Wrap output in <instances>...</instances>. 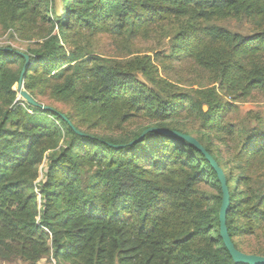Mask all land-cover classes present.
<instances>
[{
  "label": "trees",
  "instance_id": "trees-1",
  "mask_svg": "<svg viewBox=\"0 0 264 264\" xmlns=\"http://www.w3.org/2000/svg\"><path fill=\"white\" fill-rule=\"evenodd\" d=\"M30 2L44 7L43 19L53 24L24 52L31 58L24 87L40 102L39 84L55 79L51 94L72 107L49 104L51 111L17 100L26 58L0 46V264H243L220 235L217 172L175 135L152 132L130 145L152 126L195 136L228 172L229 234L238 249L264 255L244 250L239 239L264 229V190L256 194L247 174L264 158V123L229 121L231 103L216 86L180 91L155 74L147 57L118 65L63 44L76 27L114 25L121 33L188 13H245L261 26L251 36L191 27L180 43L223 92L245 98L264 91V0H63L64 16L54 19L49 0H0V23L23 19ZM211 134L234 142L231 163L215 152ZM46 158L47 178L39 184ZM203 181L219 189L213 200L202 193Z\"/></svg>",
  "mask_w": 264,
  "mask_h": 264
},
{
  "label": "rangeland",
  "instance_id": "rangeland-1",
  "mask_svg": "<svg viewBox=\"0 0 264 264\" xmlns=\"http://www.w3.org/2000/svg\"><path fill=\"white\" fill-rule=\"evenodd\" d=\"M51 6L56 9L50 14L64 16L65 6L63 0H49ZM28 10L23 19L8 20L0 23V46L12 47L13 49L26 52L29 48L37 46L42 39L47 38L52 31V24L49 20L43 19L45 8H34ZM264 18V14H262ZM53 22V21H52ZM217 26L225 28L232 33L244 36H251L258 32L261 27L257 18L248 14H212L209 17L196 14H186L179 18L162 19L158 24H150L147 28L130 29L125 28L121 33L117 32L114 25L95 28L76 27L68 31V36L63 44L68 52L77 51L85 55L87 59L91 55L101 58L102 62L112 64H125L135 57H147L155 69V74L166 79L169 83L176 85L180 91L206 89L216 86L220 91V97L226 103H231L226 112V118L237 124L258 126L264 123V91H256L251 96L241 97L237 94L231 95L223 92L221 85L210 72L187 52L181 51L180 43L186 42L187 29L191 27L207 28ZM57 27L53 31H57ZM219 48L214 45V51ZM263 54V53H262ZM264 57V55H263ZM255 61L257 58H253ZM91 64V63H90ZM121 65V66H122ZM41 78H38V80ZM55 79L49 78L47 84H39L37 99L44 105H54L65 112L71 110V104L57 100L51 94V84ZM26 88V87H25ZM50 106V105H49ZM207 109V106L204 107ZM187 129L196 127L191 122H185ZM86 129V126H82ZM100 132L99 129L90 130ZM100 133H106L101 131ZM215 152L224 160V163H231L233 154L237 151L234 142L216 137L211 134ZM48 155V154H47ZM49 160L46 158L40 166L39 177L36 181L39 184L46 181V170ZM232 165V164H231ZM239 172H235L238 174ZM226 178L228 172L226 173ZM251 189L260 194L264 190V158L256 160L251 169L247 172ZM246 175V174H245ZM205 196L214 199L219 194V189L208 182L203 181L200 185ZM38 196H40L39 192ZM244 250L253 251L264 249V229H256L254 234L239 237Z\"/></svg>",
  "mask_w": 264,
  "mask_h": 264
},
{
  "label": "water",
  "instance_id": "water-1",
  "mask_svg": "<svg viewBox=\"0 0 264 264\" xmlns=\"http://www.w3.org/2000/svg\"><path fill=\"white\" fill-rule=\"evenodd\" d=\"M17 53L24 55L26 58L25 67L21 73V76H20V79L18 81L17 88H16L17 92H18L17 100L21 99L23 101H26L27 103H29L32 106L40 107V108L45 109V110L53 111L54 110L53 107H51L49 105H44L43 103H40L37 100H35L32 97V95L24 87L26 68L29 64H31V58L28 54L24 53L23 51L17 50ZM62 116L65 120L68 121V119L65 115H62ZM73 128L79 134H83L81 131L76 129L74 126H73ZM152 132H158V133H161L163 135L178 136V137L184 139L185 141H187L192 146H194L196 149H198L206 157L207 161L211 164L212 168L217 172L218 178L221 182L223 196H222V204H221L220 213H219L220 235H221V238H222L226 248L230 252L232 258L237 263L264 264V255L246 253V252L238 249L235 246V244L232 240V237L229 234V229H228V225H227V217H228L231 199H230L229 187L227 185L226 174H225L224 169L218 164L216 159L208 152V150L205 148V146L195 136H193L191 134L181 133V132L176 131V130H169L166 128H161V127H156V126H152V127H149L148 129H146L137 139L130 142V145H133L137 142H140L147 134L152 133ZM116 147H122V145H119Z\"/></svg>",
  "mask_w": 264,
  "mask_h": 264
},
{
  "label": "built area",
  "instance_id": "built-area-1",
  "mask_svg": "<svg viewBox=\"0 0 264 264\" xmlns=\"http://www.w3.org/2000/svg\"><path fill=\"white\" fill-rule=\"evenodd\" d=\"M53 264H56L55 262Z\"/></svg>",
  "mask_w": 264,
  "mask_h": 264
}]
</instances>
